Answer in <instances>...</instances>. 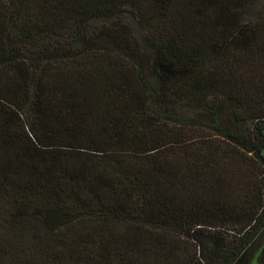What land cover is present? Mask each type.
Returning <instances> with one entry per match:
<instances>
[{"label": "trees", "instance_id": "trees-1", "mask_svg": "<svg viewBox=\"0 0 264 264\" xmlns=\"http://www.w3.org/2000/svg\"><path fill=\"white\" fill-rule=\"evenodd\" d=\"M264 0H0V264H264Z\"/></svg>", "mask_w": 264, "mask_h": 264}, {"label": "rangeland", "instance_id": "rangeland-1", "mask_svg": "<svg viewBox=\"0 0 264 264\" xmlns=\"http://www.w3.org/2000/svg\"><path fill=\"white\" fill-rule=\"evenodd\" d=\"M263 153H264V151H263Z\"/></svg>", "mask_w": 264, "mask_h": 264}]
</instances>
